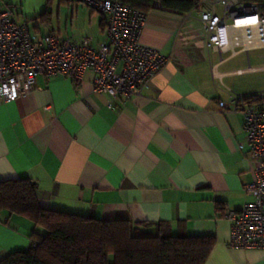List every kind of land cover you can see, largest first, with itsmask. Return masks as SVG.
Returning a JSON list of instances; mask_svg holds the SVG:
<instances>
[{"label":"crops","instance_id":"crops-1","mask_svg":"<svg viewBox=\"0 0 264 264\" xmlns=\"http://www.w3.org/2000/svg\"><path fill=\"white\" fill-rule=\"evenodd\" d=\"M71 1L66 14L78 19L83 11ZM9 8L20 23L17 8L0 7ZM195 17L165 12L158 4L146 14L141 44L170 60L129 100L95 92L91 71L78 87L65 77L39 75L34 90L13 102H3L0 93V181H35L38 200L49 209L128 220L148 233L164 223L175 236L213 237L204 264H264V250L228 246L223 210L238 212L253 201L244 190L253 176L242 116L217 106L226 98L222 84L236 94L264 91V83L239 80L264 74V64H233L264 50L231 58L210 52ZM27 25L37 37H85ZM85 38L96 48L108 41L105 17L89 7ZM213 67L222 76H213ZM33 233L45 231L0 212V260L27 251Z\"/></svg>","mask_w":264,"mask_h":264},{"label":"built area","instance_id":"built-area-1","mask_svg":"<svg viewBox=\"0 0 264 264\" xmlns=\"http://www.w3.org/2000/svg\"><path fill=\"white\" fill-rule=\"evenodd\" d=\"M81 1L105 17L108 41L98 48L88 38L72 42L53 34L37 37L26 23L14 21L10 9H0V93L3 102H13L32 92L39 75L65 77L78 87L87 71L94 74L95 92L113 100H129L141 94L170 60L158 50L141 44L145 14L117 1ZM194 14L206 36L205 48L229 58L255 51H244L233 37L232 32L240 22L264 30V0L260 3L201 0L187 16ZM118 65H122L120 71ZM222 87L226 98L219 100L217 106L222 113L242 116L253 176L244 187L253 201L238 212L223 210V217L230 224L228 246L264 250V91L236 94L232 87L225 84Z\"/></svg>","mask_w":264,"mask_h":264},{"label":"trees","instance_id":"trees-1","mask_svg":"<svg viewBox=\"0 0 264 264\" xmlns=\"http://www.w3.org/2000/svg\"><path fill=\"white\" fill-rule=\"evenodd\" d=\"M59 1L61 5L72 2ZM109 1L146 15L155 2L165 12L187 14L201 0ZM48 12L40 18L50 16ZM37 192L36 182L28 178L0 181V212L25 217L45 231L44 235L33 233L27 251L11 253L0 264H204L215 243L213 237L172 235L164 223L156 226L155 233H148L128 220H101L49 209L41 205Z\"/></svg>","mask_w":264,"mask_h":264},{"label":"rangeland","instance_id":"rangeland-1","mask_svg":"<svg viewBox=\"0 0 264 264\" xmlns=\"http://www.w3.org/2000/svg\"><path fill=\"white\" fill-rule=\"evenodd\" d=\"M7 3H10L11 7L17 8L19 12L18 21L20 23H28L32 30L34 27L39 30H43L45 28L47 31L52 29L55 33L61 31L62 34L68 30L70 33H79L82 36L87 37V7L81 6L76 0H74L75 7L79 6V11H83L79 15L78 19L75 15L73 16V19L69 17L66 14V7H64V4L62 6L59 0H50L48 6H46L48 4V0H0V7H3ZM45 11H49L51 13L50 16L47 15L42 17L43 19H46V21L40 18V15H42ZM260 54H264V51L250 53L248 56L249 62H247L246 56H242L240 59L233 62V64H237L241 61H243L242 66L245 67L248 65L264 64V60L259 61V59H257ZM239 80L258 85L264 83V74L246 76L240 78Z\"/></svg>","mask_w":264,"mask_h":264},{"label":"bare ground","instance_id":"bare-ground-1","mask_svg":"<svg viewBox=\"0 0 264 264\" xmlns=\"http://www.w3.org/2000/svg\"><path fill=\"white\" fill-rule=\"evenodd\" d=\"M239 24L241 25L232 32V35L241 44V47H244V51L261 50L264 48V30L258 29L255 26L243 25L245 21ZM249 71H254V69H249ZM215 75L222 76L218 72H215Z\"/></svg>","mask_w":264,"mask_h":264}]
</instances>
